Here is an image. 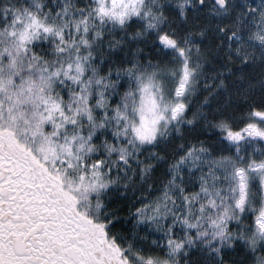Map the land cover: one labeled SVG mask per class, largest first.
<instances>
[{
	"label": "snow or ice",
	"instance_id": "6c2138e0",
	"mask_svg": "<svg viewBox=\"0 0 264 264\" xmlns=\"http://www.w3.org/2000/svg\"><path fill=\"white\" fill-rule=\"evenodd\" d=\"M0 264H264V0H0Z\"/></svg>",
	"mask_w": 264,
	"mask_h": 264
}]
</instances>
